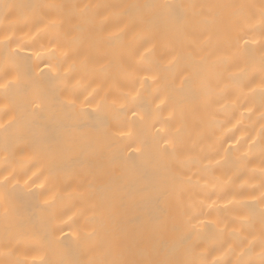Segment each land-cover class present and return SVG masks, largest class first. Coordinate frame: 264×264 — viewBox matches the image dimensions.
<instances>
[{"label":"bare ground","instance_id":"1","mask_svg":"<svg viewBox=\"0 0 264 264\" xmlns=\"http://www.w3.org/2000/svg\"><path fill=\"white\" fill-rule=\"evenodd\" d=\"M0 264H264V0H0Z\"/></svg>","mask_w":264,"mask_h":264}]
</instances>
